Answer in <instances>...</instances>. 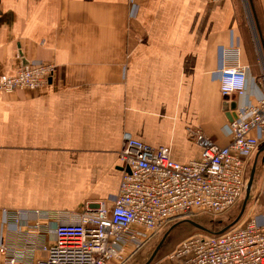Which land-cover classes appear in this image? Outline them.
Wrapping results in <instances>:
<instances>
[{
    "label": "crops",
    "instance_id": "crops-1",
    "mask_svg": "<svg viewBox=\"0 0 264 264\" xmlns=\"http://www.w3.org/2000/svg\"><path fill=\"white\" fill-rule=\"evenodd\" d=\"M137 2L132 16L129 0H0V81L25 61L55 67L41 88L0 91V240L5 210L66 218L116 194L126 132L186 163L202 151L189 129L227 145V113L264 94L246 49L248 25L264 52V0L255 33L236 0ZM234 38L249 69L242 99L216 78Z\"/></svg>",
    "mask_w": 264,
    "mask_h": 264
},
{
    "label": "built area",
    "instance_id": "built-area-1",
    "mask_svg": "<svg viewBox=\"0 0 264 264\" xmlns=\"http://www.w3.org/2000/svg\"><path fill=\"white\" fill-rule=\"evenodd\" d=\"M129 2L135 16L139 4ZM248 71L234 38L221 48L216 78L222 95L242 99ZM54 72L46 62L22 64L0 81V91L41 88ZM236 114L224 128L231 137L227 145L189 129L202 151L186 163L172 159L167 147L126 132L118 192L88 202L79 213L59 218L42 210H5L0 240L4 264H123L174 220L226 214L243 201L250 160L264 143V94L240 103ZM252 198L242 217L223 233L200 230L181 241L169 254L172 264H264V182L256 207L248 210Z\"/></svg>",
    "mask_w": 264,
    "mask_h": 264
},
{
    "label": "rangeland",
    "instance_id": "rangeland-1",
    "mask_svg": "<svg viewBox=\"0 0 264 264\" xmlns=\"http://www.w3.org/2000/svg\"><path fill=\"white\" fill-rule=\"evenodd\" d=\"M236 1L240 7V10L243 11L248 16L247 19H245V21L247 22L249 21V23L251 22L254 33H255V29H254L255 24H254L253 17H252L253 8H252L250 0H236ZM255 7H256V4H255ZM251 32L252 30L247 25L246 26V49L247 51L250 52V56H252V60L255 62V65L257 69H259V72L261 71L262 73H264L263 45L261 44L260 38H257V40L255 39V41L253 40ZM262 82L264 85V75L262 76ZM171 149L174 152V155H176V151L178 148L171 147ZM183 150L187 151L188 149L184 148ZM257 153L254 154L250 160V164L248 168V177L252 170ZM257 157H258V163H257V169H256L255 183H254V187L252 190V196H251L253 198L250 201L248 210H251L256 207L254 206L255 201L260 195V190L264 182V160H263L264 151ZM241 204L242 202L239 205L231 208L226 214L218 215L215 217L202 214V215H196V216H191V217H186V218H190L191 220L203 226L217 230L220 227L222 228L226 222L232 221L238 215L241 209ZM185 219H178V220H174L172 223H169L152 240L147 242L137 253L132 255L129 259L125 260L123 264H146L151 258V256L154 254L157 247L159 246L160 248L156 252L154 259L152 260L150 264H156V263H160L164 261L171 263L169 254L175 249V247L185 238H188L189 236L201 230L195 227L192 223L186 221Z\"/></svg>",
    "mask_w": 264,
    "mask_h": 264
},
{
    "label": "water",
    "instance_id": "water-1",
    "mask_svg": "<svg viewBox=\"0 0 264 264\" xmlns=\"http://www.w3.org/2000/svg\"><path fill=\"white\" fill-rule=\"evenodd\" d=\"M27 63H28V61H25V63H23V64H27ZM232 105H233V107H235L236 104L233 103ZM227 116H228L229 120L232 121L234 118H236L237 114L235 112L227 113ZM263 151H264V147L260 148L258 153H257V156H259ZM257 156L255 158L252 170H251L250 175H249L247 188H246V193H245L244 199H243L242 204H241V209H240L238 215L235 217L234 220H232L227 225H225L224 227H222L221 229H219L217 231H212L209 227L203 226V225L191 220L190 218H186L185 220L190 222V223H192L195 227H197V228H199V229H201L203 231H208V232H213V233H223L228 228H230L233 224H235L242 217V215L244 214V212H245V210L247 208V205L249 203V200L251 198V195H252V190H253L254 183H255L257 163H258V157ZM159 248H160V246L157 247V249L155 250L154 254L151 256V258L149 259V261L146 264H150L152 262V260L154 259V256L156 255V252L159 250Z\"/></svg>",
    "mask_w": 264,
    "mask_h": 264
},
{
    "label": "trees",
    "instance_id": "trees-1",
    "mask_svg": "<svg viewBox=\"0 0 264 264\" xmlns=\"http://www.w3.org/2000/svg\"><path fill=\"white\" fill-rule=\"evenodd\" d=\"M250 2H251V5H252V8H253V13L254 14H256V12H255V9H256V7H255V0H250ZM253 3V4H252ZM254 17H255V15H254ZM258 21V20H257ZM258 24V27H259V33H262V29H261V26H260V24H259V22H257ZM260 36L262 37V39H263V36H262V34H260Z\"/></svg>",
    "mask_w": 264,
    "mask_h": 264
}]
</instances>
